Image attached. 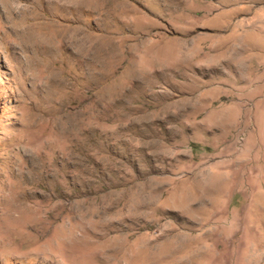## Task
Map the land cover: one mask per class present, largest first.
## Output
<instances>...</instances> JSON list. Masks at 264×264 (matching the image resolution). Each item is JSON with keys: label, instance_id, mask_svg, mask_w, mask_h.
Segmentation results:
<instances>
[{"label": "rangeland", "instance_id": "1", "mask_svg": "<svg viewBox=\"0 0 264 264\" xmlns=\"http://www.w3.org/2000/svg\"><path fill=\"white\" fill-rule=\"evenodd\" d=\"M64 1L0 0V264H264V0Z\"/></svg>", "mask_w": 264, "mask_h": 264}, {"label": "bare ground", "instance_id": "2", "mask_svg": "<svg viewBox=\"0 0 264 264\" xmlns=\"http://www.w3.org/2000/svg\"><path fill=\"white\" fill-rule=\"evenodd\" d=\"M59 1H60V0H59ZM62 1H64V0H62ZM55 2H56V1H55ZM55 2H54V3H55ZM57 2H58V1H57ZM70 2H71L70 0H65V1L60 5V6H61V9H65V8H67L68 6L70 7V5H71ZM76 6H77V5H76ZM68 28H69V27H68ZM77 28H78V27H77ZM81 28H82V27H81ZM73 29H74V28H73ZM73 29H71V30H73ZM77 33H78V32H77ZM77 33H74V34L76 35ZM80 33H82V32H80ZM76 36H78V34H77ZM78 38H79V37H78ZM83 39H84V38H83ZM83 39L81 38L82 41H83ZM78 40H79V39H78ZM75 42H76V41H75ZM78 43H79V42H78ZM80 44H81V43H80ZM80 44H79V45H80ZM82 46H83V45H82ZM82 46H81V49H83ZM78 47H79V46H78ZM84 48H85V47H84ZM81 49H80V50H81ZM85 49H86V48H85ZM85 49H84V50H85ZM82 53H83V52H82Z\"/></svg>", "mask_w": 264, "mask_h": 264}]
</instances>
